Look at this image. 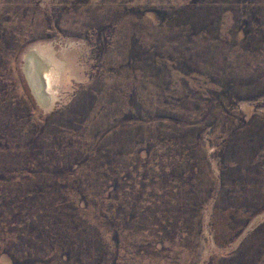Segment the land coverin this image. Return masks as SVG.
<instances>
[{
    "label": "rangeland",
    "instance_id": "1",
    "mask_svg": "<svg viewBox=\"0 0 264 264\" xmlns=\"http://www.w3.org/2000/svg\"><path fill=\"white\" fill-rule=\"evenodd\" d=\"M0 264H264V0H0Z\"/></svg>",
    "mask_w": 264,
    "mask_h": 264
},
{
    "label": "bare ground",
    "instance_id": "2",
    "mask_svg": "<svg viewBox=\"0 0 264 264\" xmlns=\"http://www.w3.org/2000/svg\"><path fill=\"white\" fill-rule=\"evenodd\" d=\"M33 57V56H32ZM31 63H30V65H31V67H32V65L34 64V62H35V59H31V61H30ZM40 71V70H42V68L39 70L38 68H37V66H35V71ZM37 71V72H38ZM51 77H50V74H42L40 77L38 76L37 77V80H36V83L38 82L39 83V85L42 87H44V91H46V90H48V89H46V86H47V88H50V86H51ZM40 86H38V87H40ZM41 87H40V89H41ZM43 89V88H42ZM47 93V92H46ZM45 92H44V94H46Z\"/></svg>",
    "mask_w": 264,
    "mask_h": 264
}]
</instances>
